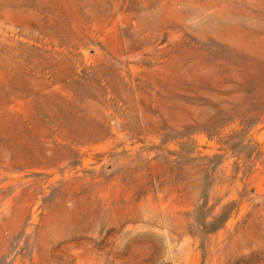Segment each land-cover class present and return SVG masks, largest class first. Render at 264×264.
Wrapping results in <instances>:
<instances>
[{
	"label": "rangeland",
	"instance_id": "374dc122",
	"mask_svg": "<svg viewBox=\"0 0 264 264\" xmlns=\"http://www.w3.org/2000/svg\"><path fill=\"white\" fill-rule=\"evenodd\" d=\"M246 75L264 0H0V264H264V123L205 130Z\"/></svg>",
	"mask_w": 264,
	"mask_h": 264
},
{
	"label": "trees",
	"instance_id": "16d2710c",
	"mask_svg": "<svg viewBox=\"0 0 264 264\" xmlns=\"http://www.w3.org/2000/svg\"><path fill=\"white\" fill-rule=\"evenodd\" d=\"M243 83L246 87L241 90H225L219 86L212 89L208 107L210 110L209 128L205 129L210 137H217L223 146H228V139L222 135V128L236 124L242 127L245 135L260 123H264V111L260 112L253 105L251 77L246 75ZM218 129V130H217Z\"/></svg>",
	"mask_w": 264,
	"mask_h": 264
}]
</instances>
